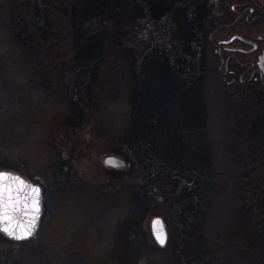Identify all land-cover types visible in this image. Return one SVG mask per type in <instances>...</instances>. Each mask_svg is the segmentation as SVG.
<instances>
[{"label":"rangeland","instance_id":"1","mask_svg":"<svg viewBox=\"0 0 264 264\" xmlns=\"http://www.w3.org/2000/svg\"><path fill=\"white\" fill-rule=\"evenodd\" d=\"M5 1L8 3L9 9L7 21L17 44L22 47L27 56H34L36 62H42L48 68L47 71H44V69L36 67L37 74H39L42 83H52L56 84L57 87L59 86L58 91L63 93V98L66 100L67 113L55 119L48 131L47 139L53 148V154L43 164L36 160L35 153L31 154L30 142H23L22 136H19L21 145L17 147L2 144V140H0V168L18 170L25 176L42 183L46 189L44 196L42 194V198L44 197L45 200L44 206L47 213L51 211L50 216L38 225L40 229L37 231V228L35 233L37 232L39 235L24 250H20L21 245L19 243L8 244L0 238V264H32L35 259L39 260V264L74 263L65 257L53 261L51 256L52 252L55 251H53V247L48 249L42 245V237L45 236L46 229L49 227V218L52 219L53 213L57 208H60L58 207V197H55V191L60 187L62 178L66 182L73 183L74 190H82L79 193L85 192L82 196L79 194L80 197L76 196L78 200H75L76 204L74 205L87 209L90 204L92 209L90 218L85 219L83 223L85 232L79 230L81 223L71 230L73 234L77 231L84 232L81 238H86L90 247L75 246L73 248L74 254L69 253L72 256L76 255L77 251L83 254H94L99 251L94 248V245L98 243L97 241H101L103 236L100 232L107 224L108 243H111L108 252L112 255V264H146L145 259L148 260L147 245L149 243L158 244L150 230V219L155 210L158 212L161 210L166 215L170 231L169 242L178 243L182 238L189 237L190 240L186 244L188 250L193 244H202L205 240L202 235L208 236L204 229L201 233L193 230L188 235L183 234V232L179 233L181 231H178V228L181 229L182 227L183 230V227L189 223L186 213L182 211L186 207H181L179 204L178 208L175 207L176 201L174 202L171 195L174 190L169 187L170 182L164 172H167V175H174V177L177 174L180 175L181 182H183L181 186L184 189L180 188L178 193L182 197L186 193L188 197H197L199 190H191L192 186H184L189 184V181L186 180L189 175L182 173L181 169H185L186 172L194 170L199 174L202 173L200 171H203L204 186L207 184L208 158L212 153L213 144L208 141L210 135V131L206 127L208 104L201 88L204 87L206 81L205 66L215 67L217 71L218 62L217 58L211 61L204 55V38L207 37L209 30L216 25L232 20L234 12L230 8V4L233 1L196 0L193 7L194 17H192L196 25L191 28L193 34L185 33L181 43L177 39L180 31L174 24L175 20L171 17L174 10L178 9L174 5L179 0L175 4H173V0H158L160 13H157L156 10H149L147 7L144 8V6L138 10L141 14L139 15L141 23L133 27L126 26L123 30L128 31L127 35L119 40L126 46L136 47L138 56L145 48L156 45L157 47L154 46L157 48L155 52H164L170 62V66L165 67L168 77H162L161 80L186 83L182 89L187 92V99L179 104L177 103L179 100L177 95L174 101L175 112H172L173 117H171L170 124L169 114L172 107L166 105V96L169 100L172 97L171 92L181 90L179 85L175 84L177 89L165 92L161 97L162 104L158 101V106H162L164 110L167 109L168 111H163L162 107L158 109L157 106L156 112H152L156 119H151L149 115H143V126L132 127L130 123H127L123 127L124 131L113 137L104 133L102 127L106 125L105 116L101 117L103 113L100 110L102 108L97 101L104 93H108L110 99H115L121 83L117 87L116 85L112 86L102 68L101 59L96 64L91 62L90 66L85 60L88 64L85 67L84 64L77 63L78 60L70 58L71 52L76 51L75 44L54 49L50 43L54 37L52 36L53 32L44 33L45 31L37 25L42 23V27L48 30L51 27L46 26V18L52 20L53 17L59 19L64 17L71 20V15H74L78 3L85 4L86 0L79 2H77L78 0H51L54 3L59 1V6H52L50 0H4V3ZM258 1L262 2V0ZM106 22L101 17H91L80 24L90 30L104 25L113 31L115 26ZM67 24L70 26L72 23L67 22ZM245 24L241 22L231 28H220L216 35L211 38L214 40V38L226 37L234 31L246 32L250 28H247ZM249 31L252 36H256V33L264 31V25L261 29L252 26ZM209 45L211 46L210 43ZM225 53L222 51L223 55ZM253 55L237 54L242 60L251 59L254 57ZM154 56H152L153 59L157 55ZM216 56L218 55L216 54ZM98 57L99 55L96 59ZM188 59H194L196 66L190 67ZM205 61L206 65L203 66ZM153 62L156 65L152 66V69L155 68L156 71H159L162 65L157 64V61ZM73 64L77 65L73 66ZM49 68L54 70L53 74ZM226 68L228 69L226 74L217 71L228 88L226 87L224 94H217V100L223 109L221 108L220 133L216 141L214 140V145L220 147L226 156L224 163L231 162L233 164L232 176L227 177V175L225 178L233 181L236 194L239 199H243V202L240 203L241 215L244 214V218L246 217L248 222L251 218L250 222L254 224L257 231L252 235L251 230L243 229L239 231L230 230L231 233L229 231L222 233L221 230L217 232H219V238L225 242L229 241L232 247L241 245L240 250H235L234 255H231L230 258L234 259L235 255L239 253L240 259H244L247 255L244 257L243 252L248 254L249 251L253 250L252 238L261 240V243L264 240V213L260 212V209H264V142H261L262 146L250 148V145H256L259 140L264 141V131L257 129L260 132L251 133V116H249V110H251L254 112L253 122L264 126V88L256 80L238 81L237 76L240 68L233 62L229 61ZM72 69L78 71V76H74L76 73ZM125 70L128 74L126 79L129 78L127 83L130 84L133 82V78L130 77L126 67ZM141 70V77H148L153 74L149 72V69L148 71L145 68ZM219 70L222 71L223 67L220 66ZM138 71L140 72V70ZM51 74L52 82L50 81ZM134 76L138 79L136 75ZM46 77L49 79L47 80ZM4 89L5 82L0 79V90ZM51 93H55V91L51 90ZM188 98H190V103H188ZM1 100L3 101V96H0V105L3 104ZM127 102L126 110L129 115L134 116L135 113H139L141 108L139 100ZM156 104L157 102L154 100L152 106L154 107ZM183 112L187 114L185 115ZM192 113L195 118L189 119V115ZM151 125L160 128V131L152 129ZM186 130L187 134H185ZM205 133H207V139H205ZM111 138L113 140H110ZM10 139L5 140L9 143ZM136 147L139 148L138 154ZM153 148L156 150V155L155 151H152ZM163 149H167L165 153H162ZM160 152L163 156L159 155ZM107 153L122 157L124 163L120 166H105L102 157ZM164 164L168 170L163 171ZM172 179L173 177H171ZM210 186L209 184L207 188L203 189H208L210 192L212 189ZM123 194L130 197V202L127 204L125 213L118 216L119 211H121L119 210L120 207L116 205V209H112V206L119 201V197ZM174 195L176 196V194ZM138 196L142 197L140 203L143 208L141 210H139ZM191 201L193 202V200ZM82 211L84 210L82 209ZM174 211H176V215ZM197 212L200 216L197 218L198 215L195 216L194 212V221H197V218L200 219L198 221L204 222V218L207 219L209 215L211 216L210 212L207 213L205 209L197 210ZM159 213L158 215L161 216V212ZM95 217L98 220L95 221ZM59 219L55 223L57 228L58 224L60 225ZM230 219L235 223V227L245 225L233 214H231ZM255 219H258L259 226L255 225ZM224 226L227 227L226 224ZM221 228L223 227L221 226ZM238 242L240 244H237ZM174 248L176 250L166 252L167 255L162 256L161 261L166 264H223L218 251L213 252L216 254L215 256H208L210 260H206L207 258H204L203 253L200 258H191L193 252L189 251L191 253L184 260L181 252L178 251L180 247L176 245ZM58 251L61 252L62 250ZM245 260L246 258L241 261L244 262Z\"/></svg>","mask_w":264,"mask_h":264},{"label":"trees","instance_id":"2","mask_svg":"<svg viewBox=\"0 0 264 264\" xmlns=\"http://www.w3.org/2000/svg\"><path fill=\"white\" fill-rule=\"evenodd\" d=\"M79 1L80 0L77 2ZM195 1L196 0H179L177 3V0H173V4L177 3L174 6L178 9L174 10V13L172 14L173 16L171 15V17H173L175 20L174 24L177 25L178 30L180 31V35L177 38L180 43L182 42L183 37H185L184 34L192 33L193 31L191 28L196 25L194 18H192L194 17L193 7ZM262 1L264 3V0ZM50 2L52 6L60 5L59 1L54 3L50 0ZM7 4L8 3H6V1L4 3V0H0V79L5 82V89L0 90V96H3V101L1 100L3 104L0 105V140H2V144L11 147H17L18 145H21V139L19 136H22L23 142H30L32 147L31 154L35 153L36 160L43 164L44 161H46V159L51 157L53 154V148L49 145V139H47L48 131L51 129L55 119L67 113L66 100L63 98V93L58 91L59 86L57 87L56 84H44L41 82L40 76L37 74L36 67L44 69V71H47L48 68L45 67L42 62H36L34 56H27L24 53L22 47L17 44L11 32L12 29L7 21L9 11ZM77 6L78 7L74 15H71V20L64 17L62 19L53 17L52 20L46 18V26L49 28L51 27V29L53 28V30H46L45 27H42V23H38L37 25L45 31L44 33L53 32L52 36L54 37L50 43L53 45L54 49L57 47L65 48L66 46L75 44L77 47L75 49L76 51L71 52L69 55L70 58L78 60L79 62L77 63L84 64L85 67L88 65L85 60L90 66L91 62H95L96 64L99 59H101L102 68L105 70L103 71L105 72L107 79H109L112 86L116 85L117 87L118 84L121 83L120 87L117 89L118 92L114 97L115 99H110L108 93H104L97 101L98 104H101L100 108L102 109H99L100 112L103 113L101 117L105 116L106 125L102 127L104 133L107 136H116L117 134H120L124 131L123 127H125L127 123H130V126L132 127L143 126V115H149L151 119H156V116L152 115V112H156L158 101L160 104H162L163 102L161 101V97L164 95V93L169 90L177 89V86L179 85L181 89L179 92L176 90L171 92L172 97L169 100L166 96V105L172 107L169 114V123L171 124V117H173L172 112H175L174 101L176 100L177 95L179 97L177 103L179 104L187 99V92L182 89V87L186 86V83L180 81L174 83L175 81L173 80H161L162 77H168L165 67H169L170 62L164 52H155L157 50V48H155L157 47L156 45H151L150 47L145 48L138 56L136 47L126 46L119 40L124 35H127L128 31L126 29L123 30L126 26L133 27L141 23V20L139 19V15L141 14H139L140 12H138V10H141L142 6H144V8H149V10H156L157 13L161 12V10L159 11L160 3L158 0H86L85 4L79 2ZM91 17H101L108 23L113 24L115 26L114 30L110 31L104 25L90 30L89 28L84 27L83 24H80ZM67 22H71L72 24L68 26ZM203 53L211 61H214L217 58L216 52L209 45L207 37L204 38ZM97 55H99V57L96 59ZM154 55H157L155 59H153V57H155ZM153 61H157V64L159 63L162 65L159 71H156L155 68L152 69V66L156 65ZM188 62H190V67L196 66V61L194 59H188ZM140 63H142L141 66H139ZM74 65L77 64H73V66ZM205 65L206 61L203 66ZM208 66L209 65L205 66L206 81L204 87L201 88L203 89L202 92L205 94V100L208 104L206 119V127L210 131L208 141L212 142L213 144L212 153L208 158L209 172H205L207 174V184L204 186L205 181L203 178L205 177L203 171H200L202 173L199 174L194 170H188L186 172L185 169H181L182 173H187V176L189 175L188 179L186 178V180L189 181V184L184 186H192L191 190H199L198 194L196 195L197 197H188L187 193L182 197L178 193L180 188L184 189L181 186L183 185V182H181L182 180L179 177L180 175L177 174L176 177H174V175H167V172H164L170 182L169 187L174 190L171 195L174 202L176 201L175 207L178 208V204L181 205V207H186L185 209H182V211L183 213H186L189 223L183 227V230L182 227L181 229L178 228V231H181L179 233L183 232V234L188 235V233H191L192 230L194 232L198 231V233H201L204 229L208 236L202 235L205 237L204 242H202V244L197 243L191 245L189 250L188 246H186L188 240H190L189 237L182 238L178 243L174 241L169 242V224L166 220L165 213L158 209L159 212H161V217L165 225L166 243L164 246H160L155 243H149L147 245L148 247L146 255L148 260L145 259L146 264H166L165 262L161 261V257L164 255L166 256V252L169 253L171 252L170 250L175 251L176 249L174 246L176 245L180 247L178 251L181 252L183 256L182 259L184 260L188 258V254L191 252H193L191 253V258H200L203 253L204 258H207L206 260H210V256L216 255L213 252L218 251L222 257L223 264H264V240H262L261 243V240L259 241L252 238L251 245H254L253 250L249 251L248 254L243 252V256H247L245 257L246 260L242 262L241 260H244L245 258L240 259L239 253L235 255L234 259L230 258L231 255H234L235 250H240L241 245L232 247L229 241H222V239L219 238V232H217L221 230L223 233L226 231L230 232V230L239 231L243 229L251 230L252 235L257 230L255 229L254 224L250 222L251 218H249L248 222L246 221V217L244 218V214L241 215L240 210L242 209L240 203L243 202V199H239L238 195L236 194L237 191H235L233 188V181H229V178H225L227 175V177L232 176L233 164L231 162L224 163V161H226V156L220 147L214 145V140L216 141V138L220 133V125L222 123L221 108L223 109V107L219 105L217 94H224L227 84H224L215 67ZM125 67L130 73V77L133 78V82H130V84L127 83L129 78L126 79L128 74L125 70ZM144 68L146 71L149 69V72L153 74L148 77H141V69ZM49 70L53 74L54 70L51 68H49ZM138 70H140V72ZM72 71L76 73L74 76H78L79 73L77 70L72 69ZM52 74L50 77L51 82ZM134 75H136L138 79ZM46 78L47 80L49 79L48 77ZM175 84H177V86ZM51 90L55 91V93H51ZM132 100H139V106L141 107L139 113H135L134 116L129 115L126 110L128 107L127 101ZM154 100L157 102V104L153 107L152 104ZM190 102V98H188V103ZM161 107L162 106H158V109ZM163 111L168 110H164L163 108ZM249 111V116H251L250 126L252 127L250 128V132L253 134L260 132L259 130L257 131V129L264 131L263 125L259 123L255 124L253 122L254 112L251 110ZM183 113L185 115L187 114L186 112ZM194 118L195 115L193 113L189 115V119ZM150 127L160 131V128L158 129L153 125ZM185 134H187V130ZM9 138L11 139L9 140V143H7L5 139ZM121 139L125 141L123 137H121ZM205 139H207V133H205ZM110 140H113V138ZM261 142L264 141L261 139L256 143V145H250V148L262 146ZM138 147H136L137 154L139 151ZM166 150L167 149H163L162 153H165ZM152 151H155L156 155L155 148H153ZM162 153L160 152L159 155L163 156ZM211 161L212 163H210ZM183 165L186 164L183 163ZM164 170H168L165 164L163 165V171ZM20 173L24 175L22 172ZM171 177H173L172 180ZM28 178L39 182L36 179H32L31 177ZM178 182H181V184H178ZM39 184L44 196L46 189L42 183L39 182ZM72 184L73 183H69L68 181L66 182L62 178L60 187H58L55 191V197H58V207L60 208H57V210L53 213L52 219L49 218V227L46 229L45 236L42 237V245L48 249L53 247V251L55 250L51 254L53 261H57L62 257H65L69 261L74 262L73 264H112V255H110L108 252L110 250L111 243H108L109 238L107 236V224L104 225L105 228H103V230L100 232L103 236L102 239L100 238L101 241H97L98 243H95L96 245H94V248L99 251H96L94 254H83L79 251H77L76 255L74 256L69 254L73 253V248L75 246L80 248L81 246L84 248L90 247L89 241L86 238H81V236L85 232V227L83 226L84 220L90 218L92 214L90 204L87 206V209L79 208L74 205L76 204L75 200H78L76 196L80 197L79 194L82 196L85 192L83 191L79 193L82 190H74ZM209 184L211 185L210 187H212L210 192L208 189H203L207 188ZM162 194L164 195V193ZM174 194H176V196ZM129 198V196L123 194L121 197H119V201H117V203L112 206V209H116V205L120 207L119 210L121 211H119L118 216H121L125 213L127 204L130 202ZM141 198L138 196V203L140 204L139 210L143 208L140 203ZM191 200H193V202ZM44 201L45 200L43 197L41 217L39 219L38 225H40L41 222H44L45 219H47L51 214V211H48V213L46 212L47 210L44 206ZM191 207H193L192 210ZM199 208L205 209L207 213L210 212L211 214V216L209 215L207 219H203L205 220L204 222H200L198 221L200 219H197L200 216L197 212V210H200ZM82 209L84 211H82ZM176 211H174L175 215ZM159 212L155 210L154 214H158ZM194 212L195 216L198 215L196 218L197 221H194ZM260 212L264 213V209H260ZM231 214L238 217L240 222L245 225L235 227V223L230 219ZM58 218H60V225L58 224L57 228L55 227V223H57L56 220H58ZM96 220L98 219L95 217V221ZM257 220L258 219H255L254 222L255 225L259 226L260 223ZM224 224H226L227 227H225ZM78 225L81 226L79 230H83L84 232L81 233L77 231V233L73 234L71 230ZM221 226L223 228H221ZM39 229L40 228L36 230L39 231ZM38 235L36 232L27 239L16 241L7 238L2 233H0V238L4 239L8 244L17 242L21 245L20 250H24L27 245H31V243L34 242ZM237 244H240V242ZM58 250L62 251L59 252ZM39 263L40 262L38 259H35L32 262V264Z\"/></svg>","mask_w":264,"mask_h":264},{"label":"flooded vegetation","instance_id":"3","mask_svg":"<svg viewBox=\"0 0 264 264\" xmlns=\"http://www.w3.org/2000/svg\"><path fill=\"white\" fill-rule=\"evenodd\" d=\"M232 1L233 2L230 4V8L234 12L232 20H230L229 22H224L216 25L214 28L209 30V33L207 35L208 42L211 44L213 50L218 55L217 71L220 72L221 74H226L228 72V69L226 68L228 62L229 61L233 62L236 66L240 68L237 76L238 81L250 82L256 80L264 88V53H263L264 31L262 33L259 32L256 33V36H252L249 31L251 30L252 26L261 29V27L264 25L263 1L262 2H259L258 0H232ZM241 22L246 23L245 26H247V28L250 29H248V31L246 32L234 31L228 34L226 37L214 38V40H212L211 37L216 35L217 31L220 28H231L232 26ZM231 35H235V36L231 40L225 41ZM222 51L226 53L223 55ZM237 54H244V55L254 54L253 55L254 57L251 59L242 60L237 56ZM259 55H261L260 63L257 62V60L259 59ZM220 66L223 67L222 71L219 70ZM41 197H42V191H41ZM41 206H42V199H41L40 207Z\"/></svg>","mask_w":264,"mask_h":264},{"label":"water","instance_id":"4","mask_svg":"<svg viewBox=\"0 0 264 264\" xmlns=\"http://www.w3.org/2000/svg\"><path fill=\"white\" fill-rule=\"evenodd\" d=\"M234 36L235 35L229 36L225 41L231 40ZM263 53H264V49H263ZM260 56L261 55H259V59L257 60L258 63H260ZM106 157L112 158L114 161L117 162L116 165H109V166H120L124 163V160L122 157H120L116 154H113V153H107L102 157L103 164H105L104 161H105ZM0 173L7 174L9 176L8 181H5V182H3V184H0V187H7L9 189V191L5 192L2 196H0V204H2L4 202L9 203V205H10L9 214L12 215L17 222L16 226L12 229V231L18 232L19 226L24 224L25 221L29 219V217L27 215H25V213L30 211V209L25 208V205L31 203V198L29 196L30 189L28 187L21 188V187L16 186L13 183L11 178L16 177L20 180H23L26 186L31 185V186H36V187L40 188V185L38 184V182L31 180L27 176L22 175L20 172H18L17 170H14V169L0 168ZM156 217L162 218L158 214H154L151 216L150 230L152 232L153 237H155V234H156L154 229H153V219ZM6 225H7V222L4 221V222L0 223V228L4 227ZM0 233L4 234L5 236H7L9 238L15 239L14 237H10L9 235L4 233L3 231H0ZM15 240H18V239H15ZM19 240H21V239H19Z\"/></svg>","mask_w":264,"mask_h":264},{"label":"snow or ice","instance_id":"5","mask_svg":"<svg viewBox=\"0 0 264 264\" xmlns=\"http://www.w3.org/2000/svg\"><path fill=\"white\" fill-rule=\"evenodd\" d=\"M107 163L109 165H116L117 162L114 160H110ZM11 179L16 186L21 188L28 187L30 189L29 196L31 198V203L25 205V208L30 209V211L25 213V215H27L29 219L26 220L24 224L19 226L18 232H13L12 229L16 226L17 222L15 218L9 214V203L4 202L0 204V223L6 221L7 225L0 228V231H3L10 237H14L18 240L27 239L34 234L37 223L41 217V189L36 186H26L23 180H20L16 177H12ZM8 180L9 176L7 174L0 173V184H3V182ZM7 191H9L7 187H0V196H2ZM153 229L156 233L157 239L163 242L164 235L159 221L154 222Z\"/></svg>","mask_w":264,"mask_h":264},{"label":"clouds","instance_id":"6","mask_svg":"<svg viewBox=\"0 0 264 264\" xmlns=\"http://www.w3.org/2000/svg\"><path fill=\"white\" fill-rule=\"evenodd\" d=\"M110 160H113V159H112V158H107V157L105 158V161H104L105 166H109V164H108L107 162L110 161ZM156 221H159V223H160V226H161L162 231H163L164 239H163V242H161L159 239H157L156 234H155V237H154V238H155L156 242H157L160 246H164V244L166 243V230H165L164 221H163L162 218H160V217H156V218L153 219V224H154V222H156Z\"/></svg>","mask_w":264,"mask_h":264}]
</instances>
